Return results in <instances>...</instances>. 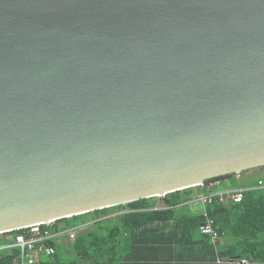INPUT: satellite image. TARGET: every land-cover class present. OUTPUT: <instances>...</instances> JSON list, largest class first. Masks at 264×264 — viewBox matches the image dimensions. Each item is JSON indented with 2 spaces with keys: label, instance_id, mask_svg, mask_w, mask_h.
<instances>
[{
  "label": "water",
  "instance_id": "water-1",
  "mask_svg": "<svg viewBox=\"0 0 264 264\" xmlns=\"http://www.w3.org/2000/svg\"><path fill=\"white\" fill-rule=\"evenodd\" d=\"M262 165L264 0H0V234Z\"/></svg>",
  "mask_w": 264,
  "mask_h": 264
},
{
  "label": "trees",
  "instance_id": "trees-1",
  "mask_svg": "<svg viewBox=\"0 0 264 264\" xmlns=\"http://www.w3.org/2000/svg\"><path fill=\"white\" fill-rule=\"evenodd\" d=\"M262 167V166H261ZM246 170L241 172L245 175ZM264 178L240 179L237 173L206 179L204 185L149 197L90 212L64 217L50 225L51 231L80 227L68 244L75 258L67 259L70 249L54 240L55 253L40 258L38 264H235L218 263L223 259L248 258L251 264H264V188L244 191L241 201L206 206L208 216L221 233L216 241L202 233L203 212L190 208L200 193L227 188L255 186ZM218 182V184L211 185ZM139 230V231H138ZM26 229L0 234V244L7 243ZM136 250L132 251V247ZM19 250L0 251V264H18Z\"/></svg>",
  "mask_w": 264,
  "mask_h": 264
},
{
  "label": "built area",
  "instance_id": "built-area-1",
  "mask_svg": "<svg viewBox=\"0 0 264 264\" xmlns=\"http://www.w3.org/2000/svg\"><path fill=\"white\" fill-rule=\"evenodd\" d=\"M253 188H264V181H258L255 186H246L240 188H227L216 190L208 193L198 194L192 201L200 202L204 209L203 214L206 217L205 223L200 226L202 233L209 234L213 241H216L220 233L214 225V220L208 216L206 206L214 202H221L224 204L236 203L242 200L243 193L246 190ZM45 224V225H50ZM41 225L37 224L29 227H24L26 229L24 233H19L15 237L10 235L7 243L0 244V251L17 248L19 250V261L18 264H38L40 258L43 255L49 256L55 253V246L49 241L54 240L59 242L60 239L67 238L68 240H73L80 227H70L65 229H60L59 231H51L49 228L42 229ZM229 262L235 264H251L252 261L248 258L241 259H223L218 257L217 262Z\"/></svg>",
  "mask_w": 264,
  "mask_h": 264
},
{
  "label": "rangeland",
  "instance_id": "rangeland-1",
  "mask_svg": "<svg viewBox=\"0 0 264 264\" xmlns=\"http://www.w3.org/2000/svg\"><path fill=\"white\" fill-rule=\"evenodd\" d=\"M238 174V177L240 178V179H243L244 177H246L247 178V180H253V179H256L257 177H259V178H264V165H262V167L261 166H259V167H254V168H250V169H247L246 170V172H245V175L244 176H242L241 175V172L240 173H237ZM216 184V182L215 183H212L211 185H215ZM191 205V204H190ZM193 205H195L194 207H195V209L193 208ZM199 205L200 204H192L191 205V209L194 211V212H196V211H199L200 210V208H199ZM9 237H11L10 235H9ZM71 241L72 240H68L67 238H63V239H60L59 240V244H61L62 246H63V248H61V251H62V254L65 252L66 253V250L68 249H70V253L68 254V258L67 259H73V258H75V255H74V251L73 250H71V246L69 247L68 246V244L69 243H71ZM67 254V253H66Z\"/></svg>",
  "mask_w": 264,
  "mask_h": 264
},
{
  "label": "crops",
  "instance_id": "crops-1",
  "mask_svg": "<svg viewBox=\"0 0 264 264\" xmlns=\"http://www.w3.org/2000/svg\"><path fill=\"white\" fill-rule=\"evenodd\" d=\"M216 184H218V182H216ZM200 204L199 205V208H200V210L199 211H196V212H203V209H204V207H203V205L200 203V202H197V201H192L190 204L192 205V204ZM191 205H190V207H191ZM195 205H193V208L195 209V207H194ZM139 231V230H138ZM219 237H221V236H219ZM134 250H136V246H133L132 247V251H134Z\"/></svg>",
  "mask_w": 264,
  "mask_h": 264
}]
</instances>
